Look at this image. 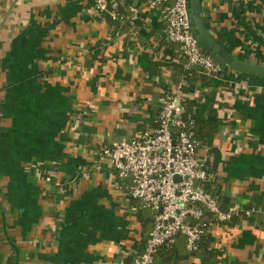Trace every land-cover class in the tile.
I'll return each mask as SVG.
<instances>
[{
    "label": "crops",
    "instance_id": "1",
    "mask_svg": "<svg viewBox=\"0 0 264 264\" xmlns=\"http://www.w3.org/2000/svg\"><path fill=\"white\" fill-rule=\"evenodd\" d=\"M109 1L119 21L89 0H0V264H123L141 242L129 181L98 151L154 126L185 58L150 0ZM198 5L226 56L264 66V0ZM220 78L194 94L219 124L198 157L222 208L255 210L210 243L227 264H264V77Z\"/></svg>",
    "mask_w": 264,
    "mask_h": 264
},
{
    "label": "built area",
    "instance_id": "2",
    "mask_svg": "<svg viewBox=\"0 0 264 264\" xmlns=\"http://www.w3.org/2000/svg\"><path fill=\"white\" fill-rule=\"evenodd\" d=\"M89 1L97 13H108L111 19L118 16L116 10L109 9V0ZM149 4L161 9L166 41L180 45L184 67L200 66L216 75L220 64L197 44L188 22L186 0H150ZM182 83L173 92H163L156 126L98 151L100 160L106 159L118 177L129 181L130 200L136 201L138 208L154 212L144 250L132 264H151L159 248L172 245L178 236L185 238L188 251H194L202 234H209L214 224H229L235 217L250 216L255 210L254 206L222 208L218 195L206 190L215 175L198 157L191 122L174 117L175 110L184 109Z\"/></svg>",
    "mask_w": 264,
    "mask_h": 264
},
{
    "label": "trees",
    "instance_id": "3",
    "mask_svg": "<svg viewBox=\"0 0 264 264\" xmlns=\"http://www.w3.org/2000/svg\"><path fill=\"white\" fill-rule=\"evenodd\" d=\"M91 2V1H90ZM92 4V2H91ZM109 9L117 10V8L109 1ZM164 7V6H163ZM111 18V17H110ZM120 15L114 21H119ZM168 43H175L167 41ZM184 58L181 51V58ZM174 64V76L177 80V84L182 83L183 100L182 106L186 108L196 106L195 92H199L200 97H205L208 88L213 87H226L227 83L224 82L220 77L207 73L204 70H198L193 67L185 68L182 63ZM162 107V106H161ZM161 107L156 113L154 126L159 121V115ZM182 119L190 121L192 130L194 132V139L198 142V148H207L214 143V139L219 130V124L216 119L205 116L203 113L196 112L194 114H183ZM214 180L206 184V190L213 192L211 183ZM220 200V199H219ZM148 210L147 208H138L136 217L140 222L141 229V242L136 251L129 253L123 259V264H132L133 261L139 257L145 247L146 239L149 232L152 229L153 215L154 212L150 210V214L144 215L143 212ZM194 259L198 264H227L226 257L222 251L217 248H213L210 243V236L207 233L202 234L200 239L197 241V248L194 251H188L185 247V238L178 236L172 245H163L159 248L156 253L153 262L151 264H179Z\"/></svg>",
    "mask_w": 264,
    "mask_h": 264
},
{
    "label": "water",
    "instance_id": "4",
    "mask_svg": "<svg viewBox=\"0 0 264 264\" xmlns=\"http://www.w3.org/2000/svg\"><path fill=\"white\" fill-rule=\"evenodd\" d=\"M195 8L190 9V3L192 0H186V8H187V17L190 28L197 40V44L201 49L204 50V53L210 57H212L217 63L220 64V71L216 74L217 77H222L228 73V70H232L235 74H248L253 76L264 77V66L252 64L248 59L238 60L230 55L226 56L225 53L217 47L215 43H213L207 33L204 31V28L201 23V13L198 5V0H195ZM198 70H202L200 66H193ZM196 113L195 108H181L175 110L174 117L181 118L183 114H194ZM172 140L173 133H171ZM179 177L175 176V180H178Z\"/></svg>",
    "mask_w": 264,
    "mask_h": 264
},
{
    "label": "rangeland",
    "instance_id": "5",
    "mask_svg": "<svg viewBox=\"0 0 264 264\" xmlns=\"http://www.w3.org/2000/svg\"><path fill=\"white\" fill-rule=\"evenodd\" d=\"M150 212H151V211L148 209V210H145V211L143 212V214H144V215H146L147 213L150 214Z\"/></svg>",
    "mask_w": 264,
    "mask_h": 264
}]
</instances>
